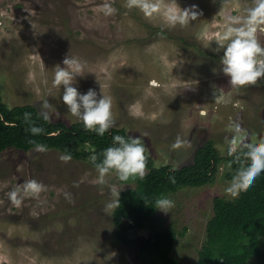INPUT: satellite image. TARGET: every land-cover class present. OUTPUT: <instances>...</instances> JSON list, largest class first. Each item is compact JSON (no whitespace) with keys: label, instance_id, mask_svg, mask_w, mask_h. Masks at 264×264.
I'll return each mask as SVG.
<instances>
[{"label":"rangeland","instance_id":"obj_1","mask_svg":"<svg viewBox=\"0 0 264 264\" xmlns=\"http://www.w3.org/2000/svg\"><path fill=\"white\" fill-rule=\"evenodd\" d=\"M103 2L0 0V97L7 109L32 105L43 115L48 100L49 121L77 123L60 102L63 86L51 83L54 67L70 54L84 64L74 86L110 95V129L142 136L155 167L189 165L209 142L225 157L230 121L239 120L253 137L264 135V75L233 88L220 71L222 50L214 51V35L225 26L222 12L243 15L252 0H177L182 8L197 4L203 14L175 27L127 9L125 0H113L117 12L105 17L98 10ZM257 35L264 41V31ZM217 90L222 100H215ZM177 138L183 143L174 148ZM60 155L34 149L0 154V264H146L140 250L148 230L134 222L132 244L123 246L113 237V210L105 211L112 186L121 192L134 183L113 172L98 184L90 161L64 162ZM234 173L223 161L211 184L167 195L174 207L167 214L158 210L157 222L159 229L175 230V264H196L214 198H250L249 188L236 196L224 191ZM28 179L46 191L16 207L8 193Z\"/></svg>","mask_w":264,"mask_h":264},{"label":"trees","instance_id":"obj_2","mask_svg":"<svg viewBox=\"0 0 264 264\" xmlns=\"http://www.w3.org/2000/svg\"><path fill=\"white\" fill-rule=\"evenodd\" d=\"M26 113L30 114L27 119ZM33 125L44 131L33 135L28 131ZM114 134L128 135L124 129H109L99 136L85 130L80 122L69 126L61 121L51 122L32 105L7 109L0 97V154L7 149L27 152L34 149L35 143H41L47 145V150L70 153L71 159L90 161L94 166L102 159V150L111 145ZM247 159L242 154L227 153L222 157L210 142L196 151L191 164L179 169L155 167L147 156L144 177L130 178L127 182L132 181L134 187L120 192V206L112 213L114 240L130 247L129 233L134 222H139L148 230L140 250L145 263L175 264L170 256L175 230L171 226L159 229L158 210L152 207L155 198L185 187L209 185L221 162L225 161L235 172ZM248 188L251 196L247 200L213 199L212 217L206 223L196 264H249L252 259L264 264V172Z\"/></svg>","mask_w":264,"mask_h":264},{"label":"clouds","instance_id":"obj_3","mask_svg":"<svg viewBox=\"0 0 264 264\" xmlns=\"http://www.w3.org/2000/svg\"><path fill=\"white\" fill-rule=\"evenodd\" d=\"M127 9L139 10L145 18L158 17L165 26H185L190 22L197 21L203 14L197 4L188 7H180L177 0H125ZM99 12L105 16H111L117 12L113 0H104L98 5ZM225 26L214 35L215 52L222 50L220 56V71L229 78V84L233 88H241L248 84H255L257 78L264 75V41L257 33L264 31V0H252L251 6L244 9L243 15H233L222 12ZM62 65L57 64L54 68L52 87L61 89L62 102L68 113L82 123L85 130L94 131L99 136H104L115 124L112 111L113 101L110 95L98 94L89 88L81 93L77 86V77H83L84 64L76 56L66 55ZM223 96L217 90L215 100H222ZM51 108L48 100L41 105L43 118L49 120L48 109ZM57 116L59 112L55 113ZM30 114H25V119ZM229 137L226 138L227 153L234 156L243 155L247 162L236 169L230 181L225 185L224 191L231 196H236L240 191L246 190L264 172V135L253 137L244 128L239 120L230 121L228 125ZM28 131L33 135L41 134L43 128L33 125ZM183 141L177 138L173 147H180ZM34 150L37 152L47 151V145L35 143ZM142 136L120 135L112 136L110 146L102 150V159L95 163L98 173L96 183L105 184L106 176L115 173L120 181H128L130 178H143L146 170L147 155ZM70 153H63L59 159L67 162L71 160ZM46 185L36 179H28L21 185L14 187L9 193L10 202L20 207L28 197L38 199L40 194L46 191ZM121 189V188H120ZM120 189L115 186L110 188L113 199L105 204V211L115 210L120 206ZM70 199V194L65 193ZM153 208L167 214L174 207V201L167 196L161 195L155 198Z\"/></svg>","mask_w":264,"mask_h":264}]
</instances>
